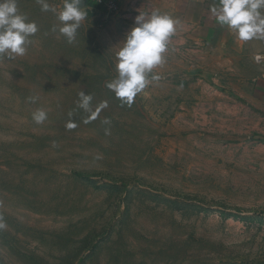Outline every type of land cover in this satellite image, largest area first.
<instances>
[{
    "label": "rangeland",
    "instance_id": "1",
    "mask_svg": "<svg viewBox=\"0 0 264 264\" xmlns=\"http://www.w3.org/2000/svg\"><path fill=\"white\" fill-rule=\"evenodd\" d=\"M94 1L69 44L17 0L38 32L0 58V264H264V40L166 0L178 23L159 80L128 106L106 84L158 0ZM82 91L99 109L87 123Z\"/></svg>",
    "mask_w": 264,
    "mask_h": 264
},
{
    "label": "clouds",
    "instance_id": "2",
    "mask_svg": "<svg viewBox=\"0 0 264 264\" xmlns=\"http://www.w3.org/2000/svg\"><path fill=\"white\" fill-rule=\"evenodd\" d=\"M44 12H52L59 24L52 31H58L71 44L77 38L81 22L87 13L81 0H63L59 9L52 7L47 0H37ZM216 21L222 27L233 31L240 41L253 39L264 40V0H219L213 9ZM167 14L154 10L151 14L139 12L134 18L133 26L125 33L122 47L116 53L115 68L117 76L107 82L106 87L112 91L122 104L131 106L134 98L141 93L152 80H159L158 75H151L153 69L165 62V54L171 37L176 32V24ZM38 32L34 21L18 10L17 0H0V58L15 59L25 55L31 37ZM35 103L36 97H29ZM92 96L85 92L79 94L78 108L90 113V119H95L99 109L92 111ZM101 105L100 107H106ZM71 116L72 114L69 113ZM35 123L42 124L47 119V113L38 109L32 114ZM110 124L109 120L104 121ZM76 124L69 122L67 127L74 128ZM109 134V129H105ZM4 224L0 223V228Z\"/></svg>",
    "mask_w": 264,
    "mask_h": 264
},
{
    "label": "crops",
    "instance_id": "3",
    "mask_svg": "<svg viewBox=\"0 0 264 264\" xmlns=\"http://www.w3.org/2000/svg\"><path fill=\"white\" fill-rule=\"evenodd\" d=\"M173 1L174 3L177 2V0H173ZM192 1L193 2L190 4V7L193 4V6L197 8V10L195 11V14L193 15V17L196 18L195 20H193V23H197L195 21H200L201 19L206 20V21L208 19L207 22H209V19L214 17L213 16L214 12H212L213 10L209 12V10L207 9L209 5L210 7L212 6L214 7L213 3H209V2H213V0H192ZM165 7L166 8L168 7L167 9H169L170 7V5H167L166 0H158V11L161 12L163 10V14H165L166 13Z\"/></svg>",
    "mask_w": 264,
    "mask_h": 264
},
{
    "label": "trees",
    "instance_id": "4",
    "mask_svg": "<svg viewBox=\"0 0 264 264\" xmlns=\"http://www.w3.org/2000/svg\"><path fill=\"white\" fill-rule=\"evenodd\" d=\"M85 4L88 6H94L96 3L94 0H85ZM80 176H82V175H80Z\"/></svg>",
    "mask_w": 264,
    "mask_h": 264
},
{
    "label": "built area",
    "instance_id": "5",
    "mask_svg": "<svg viewBox=\"0 0 264 264\" xmlns=\"http://www.w3.org/2000/svg\"><path fill=\"white\" fill-rule=\"evenodd\" d=\"M261 59V55H256L255 60L259 61Z\"/></svg>",
    "mask_w": 264,
    "mask_h": 264
},
{
    "label": "water",
    "instance_id": "6",
    "mask_svg": "<svg viewBox=\"0 0 264 264\" xmlns=\"http://www.w3.org/2000/svg\"><path fill=\"white\" fill-rule=\"evenodd\" d=\"M83 3H81V5H82ZM85 4V3H84ZM86 5V4H85Z\"/></svg>",
    "mask_w": 264,
    "mask_h": 264
}]
</instances>
